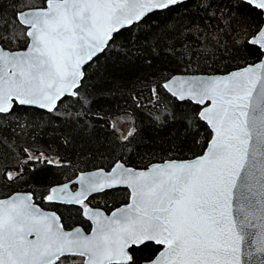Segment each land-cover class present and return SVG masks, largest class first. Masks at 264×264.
<instances>
[{
    "label": "snow or ice",
    "instance_id": "obj_1",
    "mask_svg": "<svg viewBox=\"0 0 264 264\" xmlns=\"http://www.w3.org/2000/svg\"><path fill=\"white\" fill-rule=\"evenodd\" d=\"M180 2L43 0L33 7L14 0L12 20L0 7V127L17 108L51 113L64 97L78 96L83 68L114 34ZM242 3L264 10V0L236 6ZM233 19L241 28L246 23ZM244 43L264 56V26ZM163 87L202 106L194 119L210 130L203 153L145 170L114 161L109 171L80 174L76 191L68 183L48 189L44 200L69 211L78 206L91 222L87 233L66 230L32 193L0 198V264H246L244 257L264 264V59L226 75L174 76ZM199 132L190 134L195 139ZM22 151L28 161L53 163ZM0 175L18 181L22 170ZM120 186L130 190L129 202L110 214L86 203Z\"/></svg>",
    "mask_w": 264,
    "mask_h": 264
},
{
    "label": "trees",
    "instance_id": "obj_2",
    "mask_svg": "<svg viewBox=\"0 0 264 264\" xmlns=\"http://www.w3.org/2000/svg\"><path fill=\"white\" fill-rule=\"evenodd\" d=\"M27 2L36 7L43 0ZM237 3L185 0L149 15L114 34L105 52L84 67L78 96L64 97L51 113L17 108L0 127V140L6 142L0 143V173L19 168L22 179L8 181L0 175V196L29 190L42 203L50 185L78 171L109 166L116 160L143 167L200 153L210 130L194 119L199 105L177 100L162 82L174 73L225 72L260 58L259 47L244 41L261 25L262 12L247 3L237 7ZM13 4L14 0H0L9 20ZM233 17L244 18L243 28ZM197 127L200 132L193 139L190 133ZM23 149L53 163L28 161ZM125 197L118 187L94 194L90 204L108 209ZM56 208L64 224L85 225L77 206L71 211L68 206Z\"/></svg>",
    "mask_w": 264,
    "mask_h": 264
},
{
    "label": "water",
    "instance_id": "obj_3",
    "mask_svg": "<svg viewBox=\"0 0 264 264\" xmlns=\"http://www.w3.org/2000/svg\"><path fill=\"white\" fill-rule=\"evenodd\" d=\"M183 1H185V0H181V2H183ZM36 7H40V6H36ZM261 12H262L263 21H262V23H261L260 26H264V10H261ZM126 27H128V26H126ZM250 39H251V36H249L248 40H250ZM257 47H258V46H257ZM261 59H264V56H260V58H259L258 60H256V61H254V62L246 63V64H244V65H242V66H239V67H236V68L230 69V70L225 71V72H213V73H202V72L187 73V72H184V73H174V74L170 75L168 78H166V79L162 82V86H163L166 82H168V80H169L171 77H174V76H182V77L189 78V77H194V76H195V77H209V76H216V75H226V74H228V73H230V72H232V71H236V70H238V68H242V67H244L245 65L253 64V63H258V62H260ZM83 71H84V68H83ZM163 88H164V87H163ZM164 89H165V88H164ZM165 90H166L171 96H173L171 92H169L167 89H165ZM173 97L176 98V99L179 100V101H182L179 97H176V96H173ZM185 100H189V99H185ZM189 101H191V100H189ZM191 102L195 103L194 101H191ZM195 104H196V103H195ZM201 107H202V106L199 105V110H200ZM199 110H198V111H199ZM209 139H210V137H209ZM205 148H206V145H205V147L203 148V150H202L200 153L195 154V155H193V156H191V157H186V158H165V159H163V160L152 161V162L148 163L147 165H145V166H143V167H134V166H132V165H127V164H125V163H124V164H125L126 167H131V168H134V169H136V170H145V169H147V168H150L152 165H155V164H162V163H164V162H166V161H170V160H175V161L191 160V159H193L195 156L201 155V154L203 153V151L205 150ZM117 161L122 162V161H120V160H117ZM122 163H123V162H122ZM100 169H103L104 171H109V170H110V167H109L107 170L104 169V168H101V167H100V168H92V169H87V170L80 171V172H78V173H77L72 179H70V180H68V181H66V182H64V183H61V184H55V185H52L51 187H54V186H56V187H58V186H62V185L65 184V183H68L69 185L72 184V183H75V184H76V188H75L74 190H72V191H76V190L79 189V184L77 183V178H78V176H79L80 174H82V173H83V174H90V173H92V172H97V171H99ZM51 187H50V188H51ZM120 187H124V188H126V189L128 190V193H129L130 190H129L126 186H120ZM17 193L23 194V193H32V192L29 191V190H16V191H13V192H11V193L5 195V196H0V198H6V197L9 196V195L17 194ZM32 194H33V193H32ZM92 195H93V194H92ZM33 201H34V203L37 204V205H38L43 211H45V212H47V213H49V214H51V213H55L56 215H59L58 212L55 211V210H53V209H48V208H44V207H42L39 203H37V202L35 201L34 196H33ZM128 202H129V199H128V197H127L126 201H124L123 203H120V204H118V205L112 207V208H111L110 210H108V211L104 210V209L101 208V207H97V206H90V207H92V208H94V209H97V210H100V211L104 212V213L107 215V214H110L111 211H114L116 208H118V207H120V206H122L123 204L128 203ZM59 216H60V215H59ZM88 222L90 223V227H89L88 231H86V230H85L80 224H76V225H73V226L70 227V228H65V229H66V230H70V229L73 228V227H80V228H82V229L87 233V232H90V230H91V222H90V221H88ZM61 223H62V221H61ZM245 250H247V246H245ZM244 259H245V261H246V264H248V258H247V257H244ZM254 259H255V257H254Z\"/></svg>",
    "mask_w": 264,
    "mask_h": 264
},
{
    "label": "flooded vegetation",
    "instance_id": "obj_4",
    "mask_svg": "<svg viewBox=\"0 0 264 264\" xmlns=\"http://www.w3.org/2000/svg\"><path fill=\"white\" fill-rule=\"evenodd\" d=\"M117 161V160H116ZM113 163H111L109 166H104V167H101V168H104V169H108L111 165H112ZM75 175H73L72 177H70V178H68V179H66V180H64V181H61V182H58V183H54V184H52V185H55V184H61V183H64V182H66V181H68V180H70V179H72L73 177H74ZM52 185H50V186H52ZM50 186L48 187V189H50ZM76 188V184L75 183H72V184H70V189L71 190H74ZM119 188H122L123 189V191H124V193L126 194V197H125V199L124 200H122V201H120V202H118V204L119 203H123L124 201H126V199H127V197H128V190L126 189V188H124V187H119ZM48 194V192H46L43 196H45V195H47ZM94 195V194H93ZM93 195H91L90 197H89V199H88V201H86V203H88L89 204V206H92L91 204H90V198L93 196ZM41 200V202L42 203H39L41 206H43V207H45V208H48V209H53V210H55V211H57L58 212V214L61 216V221H62V223L64 224V222H63V220H62V215L59 213V209L58 208H56V206H58L60 209H63V207L64 206H66V205H64V204H62V203H60V202H48V201H46V200H44L43 199V197L40 199ZM96 200V199H95ZM117 205V204H116ZM115 206V205H114ZM114 206H111V207H109L108 209H104V210H106V211H108V210H110L112 207H114ZM78 207V206H77ZM84 218V217H83ZM84 220L86 221V223H85V225L83 226V225H81L86 231H88V229H89V227H90V223L84 218ZM73 225H76V224H72V225H66V224H64V226H65V228H70V227H72Z\"/></svg>",
    "mask_w": 264,
    "mask_h": 264
},
{
    "label": "rangeland",
    "instance_id": "obj_5",
    "mask_svg": "<svg viewBox=\"0 0 264 264\" xmlns=\"http://www.w3.org/2000/svg\"><path fill=\"white\" fill-rule=\"evenodd\" d=\"M126 122V125L128 124V122L127 121H125ZM129 128V127H128ZM125 132H127V131H125Z\"/></svg>",
    "mask_w": 264,
    "mask_h": 264
},
{
    "label": "bare ground",
    "instance_id": "obj_6",
    "mask_svg": "<svg viewBox=\"0 0 264 264\" xmlns=\"http://www.w3.org/2000/svg\"><path fill=\"white\" fill-rule=\"evenodd\" d=\"M82 171H83V170H82ZM78 172H80V171H78ZM78 172H77V173H78ZM77 173H76V174H77ZM76 174H75V175H76Z\"/></svg>",
    "mask_w": 264,
    "mask_h": 264
}]
</instances>
